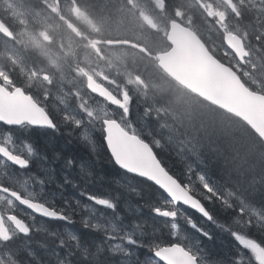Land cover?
Segmentation results:
<instances>
[{
    "label": "snow or ice",
    "instance_id": "snow-or-ice-1",
    "mask_svg": "<svg viewBox=\"0 0 264 264\" xmlns=\"http://www.w3.org/2000/svg\"><path fill=\"white\" fill-rule=\"evenodd\" d=\"M20 91L28 104L0 112V264H264V192L238 190L197 153L138 130L121 97L50 110ZM61 135L93 151L99 136L118 172L70 142L41 146Z\"/></svg>",
    "mask_w": 264,
    "mask_h": 264
},
{
    "label": "rangeland",
    "instance_id": "rangeland-1",
    "mask_svg": "<svg viewBox=\"0 0 264 264\" xmlns=\"http://www.w3.org/2000/svg\"><path fill=\"white\" fill-rule=\"evenodd\" d=\"M75 1L76 2L79 1L82 5H84L85 7H87L91 11V13L101 23V25L103 27V31L105 33H107L108 35H110L109 32L111 34H113L111 36V38L115 37L114 35H116V33H122L123 35L129 34L132 37L136 36L139 33V35L142 37V39L148 38L150 36V34L152 35L154 32L158 31L159 29H162V32L164 33V27L165 26H164V19L163 18H159V24H158V27L156 29L150 28L146 23V17L147 16H150V15L158 16L156 3L154 0H87V1L75 0ZM194 1L195 0L171 1L169 3L167 12H168V14H170L171 12H173L175 10L185 12L186 15L190 16V18H189L190 23L192 24V22H193V24L195 23V25L198 26L197 30L200 33H202L204 35L208 34L207 36H211L210 31L205 29V25L203 23L201 25H199L198 23H196L198 21H196L194 19V18H200L201 19L200 12L198 10H196L195 8L190 7V5ZM68 2L70 4H72V2H70V0H68L67 2H63V0L61 1L62 10H63V14H64L65 18L67 17V14L65 11V9L67 10V7H65V6H68L67 5ZM81 4H79V5H81ZM116 4H118V5H116ZM32 5H33V7L30 6L26 10L22 7H18L27 16H29V13L32 15V17L29 19V23L35 24L37 22V19L44 20V22H43L44 27H46L49 30L51 35H54V36L55 35H57V36L61 35L62 36L61 40L63 39V37H65L67 34H69V31L65 26V22L60 21L58 18L48 16L47 12H45V10L42 12V8L40 5H38V4H36V5L32 4ZM17 6H19V5H17ZM39 9H41V11ZM213 9L214 8H212L211 11L209 10L212 15H219L222 19L224 18V16H225L224 11H223L224 9H221V10H213ZM4 12H5V14L1 12V15H2V17H4V19L11 17L6 11H4ZM258 15H261V17H262V21H261L258 29H256V31H258L260 34V27H264V10L262 12L261 10L258 9L256 11V18ZM15 19L17 20V18L12 17V21H11V23L10 22L9 23H10L11 27L16 30L17 37H19L20 32L26 33L25 34L26 38H28L30 35L31 36L34 35L33 30L31 28H25L20 21L17 20L18 22H16ZM255 28H256V26H255ZM32 37H35V36H32ZM162 37L165 38V35L163 34L161 36V38L158 39L159 42H154L153 44L150 43V49L151 50H154V49L159 50L160 49V47L164 43V38H162ZM212 39H213V41L216 42V38L214 36L212 37ZM25 42H26L25 39L22 37L19 39V46L13 45V44L6 45V43H3L0 41V61L6 62V58H7V61H9V59H10L9 57L11 55L13 57L16 56L19 61L22 57H25L27 59L28 65L38 64L39 60L43 61L44 58L42 57V54H41L42 49L41 48L35 49V44H25ZM77 46L79 48H82L83 43L79 42V43H77ZM54 51H56V50H54ZM77 52H80V50H77ZM99 56L92 57V59L90 61H92V62L93 61H101L105 57L104 54L99 55ZM134 58H136V53H134L133 51H127V52H124L122 54H117V58L115 57L114 59H107L105 62L100 64V67L97 69V73L103 75L108 80L116 81L124 90H128V89L132 88L135 83H137V92H138V90H143V89L150 87L148 90H146V93H145L146 95H148L146 97L147 98L146 103H149L151 106H155V107L158 106V108L160 110L161 107L165 103V100H162L163 94H164V92L167 93V91L164 90L165 88L162 86V84H153V82H155V81L150 82L149 79H145V78L142 79L141 77H139V78H141V80L138 79V77L136 75H134V72H139L141 74H147V72H148V69L146 68L147 61H145L144 59H139L133 63ZM16 65H18V64H16ZM16 65L14 66V65L5 63L3 67H5L6 69H10V70L14 71L17 69ZM86 67H87V63L86 64H75V65H70V66H63L60 69V71H58V73H57V78H58V80H60L59 83L61 85L64 84L65 86L72 87V89L80 87L81 83L79 80L78 73L81 72ZM25 68H27V66H23L20 69L23 70ZM81 68H83V69L80 70ZM0 73H3L2 70H0ZM72 76L74 78H72ZM147 80H148V82H147ZM127 87H128V89H126ZM50 93L53 94V97L50 96ZM50 93L48 96V100L46 101V103L50 107V109L55 108L58 110H62V105H65V106L68 104L74 105L76 102L73 99L71 100L70 96L68 94H64L67 98V102L59 104L58 103V101H59L58 97L60 95V92L58 90H55V91H52ZM39 94L43 96L46 94V91H41ZM54 95L56 96L55 100H54ZM143 98H145V96H143ZM149 101H151V102H149ZM144 106H145V103L141 100H138L136 103V106H135V112H132V118H133V122L137 123V125L143 124V126L149 127L148 123H147L148 120H145V115L139 114V112L143 111ZM188 115L189 114H187V110L184 111L180 117L181 120L185 121V119L188 118ZM164 117H166V120L170 119V121H172L173 123L178 124L176 122V119L174 116H172V115L168 116V113H167L166 115H164ZM181 120H180V122H182ZM166 124H168V123H166ZM145 127H143V129H145ZM157 128L158 129H154L151 126V128L148 131H151L154 134L159 132L162 136L168 137V135L165 132L161 133V130L168 129V127L163 125V127H161V128L157 127ZM183 129H185V128H183ZM178 135H180V134H178ZM61 136H63V135H61ZM230 136L232 137L231 141H233V142H235V144H237L238 141L240 140V143L243 145V149L246 148L243 139L242 140L240 138L236 139L232 135H230ZM237 136H239V135H237ZM39 139H40V143H42V141H45V142L48 141L47 137H40ZM97 142H98V140H97ZM78 144L80 145V142ZM97 149L98 150L95 149V151H91V152H92V155L97 160L101 161L100 156L103 155V152L101 150L99 142L97 143ZM245 156L250 159V162H251L252 158H253V160L256 159V156H254V155L250 156L249 153H248V156L247 155H245ZM173 158H175L173 155H169V159H173ZM103 162H104V160H103ZM227 172H229V171H227ZM227 172L226 173L221 172V176L226 174L225 179L229 180V178H228L229 175H227ZM255 186H260V185L257 184ZM243 190H247L251 193H255L251 189H243ZM90 191H91V189H90ZM260 192H262V189H260ZM67 194H73L72 190L69 189ZM36 239H40V237H36ZM224 242H226V239H224Z\"/></svg>",
    "mask_w": 264,
    "mask_h": 264
},
{
    "label": "trees",
    "instance_id": "trees-1",
    "mask_svg": "<svg viewBox=\"0 0 264 264\" xmlns=\"http://www.w3.org/2000/svg\"><path fill=\"white\" fill-rule=\"evenodd\" d=\"M163 1L165 3L166 9L168 10L169 3L175 0ZM261 31L262 30L260 28V32ZM109 34L111 35L110 32ZM119 34L120 33H116V35ZM165 47L166 42L164 41L159 50H163ZM139 59H144L145 61H147L146 68L148 69V72L147 74L134 72V75H136L140 80L141 78H145L149 79L150 82L155 81L153 82V84H157L158 82H160L158 80H161L162 82L159 84H162V86L165 87L167 91V93L163 94L162 98V100H165V103L162 106L165 109L164 112H168L170 115L174 116L175 119H179L178 121L176 120L178 124H174L172 121H170V119L163 122L162 126H168V129H165V133L168 135V137L172 138L175 144L182 145L185 149L187 148L189 151L195 152L201 158L209 161L210 165L218 170L220 175L221 172L226 173L227 171H229L227 172V175H229V180L225 179L226 174L221 177H224L223 179L226 182H228L238 190L245 191L243 189H251L255 192L254 194L256 195H259L261 193L260 189H262V192H264V149L256 142L255 136L245 126L239 124L234 119L230 121V118L228 116H225L224 114H220L219 112L213 113L212 111L208 110L207 107L199 105L198 103L191 102V100L185 98L178 90H173L166 83V79L157 72L156 65L150 59L140 58L136 54V58H134L133 63ZM183 106L186 107L182 108V113L187 110V114L189 115L188 118L185 119L186 121L181 120L182 122H180V117L182 114L180 112L178 114L177 112ZM139 114L142 115V112H139ZM155 122L151 124L150 121H147L150 128L152 126L154 129H158L157 127L159 126L154 125ZM149 127H145L144 130H149ZM236 134L239 136H237ZM230 135H232L236 139H243L246 148L243 149V145L240 143V140L237 144L231 141L232 137ZM57 137L52 138L51 141L47 137L48 141H42L41 146L43 147L47 145L49 148L57 147L67 150V142H70L72 154H79L84 157L89 156V153L93 151L86 144L80 142L79 145V142L72 137ZM99 144L103 152V155L100 156L101 166L113 173L118 172V170L114 169L113 166L109 163L108 156L103 148V143L99 142ZM95 149L98 150L97 146ZM248 153L250 156H256V159L253 160L252 158L250 162V159L245 156H248ZM169 155L171 154L164 153L162 154V157L170 167H172L176 171H179V162H176V158L169 159ZM257 184L260 186H255ZM145 187L146 191L144 192V198H151L154 195L153 190L151 188H147V186ZM224 244L225 246H227V241L224 242Z\"/></svg>",
    "mask_w": 264,
    "mask_h": 264
},
{
    "label": "water",
    "instance_id": "water-1",
    "mask_svg": "<svg viewBox=\"0 0 264 264\" xmlns=\"http://www.w3.org/2000/svg\"><path fill=\"white\" fill-rule=\"evenodd\" d=\"M217 74L213 76L215 78ZM213 78L210 79H203L200 78L196 81L197 87H192L195 89V91L198 92L199 95H201L203 98L210 102H215L220 106H227L228 99L226 97L225 90L221 87H219V84H221V81H218V79H215V84H213ZM5 90L0 88V98H3V102L7 105L0 103V112H7V113H14L21 111L24 107L19 104H17L16 109L13 110L14 106L13 104L18 100V97L12 98V96H5ZM225 94V95H224ZM216 96V97H215ZM7 108V109H6Z\"/></svg>",
    "mask_w": 264,
    "mask_h": 264
},
{
    "label": "bare ground",
    "instance_id": "bare-ground-1",
    "mask_svg": "<svg viewBox=\"0 0 264 264\" xmlns=\"http://www.w3.org/2000/svg\"><path fill=\"white\" fill-rule=\"evenodd\" d=\"M68 0H63V2H67ZM69 3V2H68ZM124 3V2H123ZM64 4V3H63ZM36 5V4H35ZM68 5V4H67ZM125 5V4H124ZM32 7H33V5H31ZM18 7H20V5L19 6H15V8L14 9H18ZM65 7H67V6H65ZM35 8V7H34ZM37 8V7H36ZM22 9V8H21ZM27 9V8H26ZM25 9V10H26ZM33 10V9H32ZM40 11H41V9H39ZM34 11V10H33ZM44 10L42 9V12H43ZM46 12V11H45ZM2 13H4L5 14V12L4 11H2ZM0 17L5 21V22H7L6 20H10V21H12V17H8L7 19H4V17H2V15L0 14ZM48 18V17H47ZM66 18H68V16L66 17ZM49 19V18H48ZM68 19H70V18H68ZM16 20V19H15ZM50 20V19H49ZM197 21V20H196ZM16 22H18L17 20H16ZM50 23V22H49ZM196 23H198L199 25H201L202 23L201 22H196ZM51 24V23H50ZM192 25H194V27L197 29V27L198 26H196L195 25V23L193 24V22H192ZM11 26V25H10ZM255 27V26H254ZM258 28V27H257ZM261 28V30L262 31H264V27H260ZM205 29H207V30H209L206 26H205ZM262 31L260 32V34L262 33ZM164 33L162 32V29H159L158 31H156V32H154V34H152V35H150L148 38H146L148 41H149V43H154V42H159L158 41V39L159 38H161V36L163 35ZM112 35V34H111ZM111 35H108L107 33L105 34V36H104V39H109V38H111ZM165 35V34H164ZM208 35V34H207ZM114 36H116V35H114ZM162 38H164V37H162ZM164 41L166 42V40H165V38H164ZM6 45H9V44H6ZM119 56V55H118ZM100 57V56H99ZM116 58H117V55H116ZM119 59V58H118ZM15 66V65H14ZM17 66V68H21V67H23L24 65L22 64V65H20V64H18V65H16ZM16 68V67H15ZM14 71H16V70H14ZM72 78H74L73 76H72ZM71 78V79H72ZM157 79V78H156ZM157 81V80H156ZM158 81H160V80H158ZM75 83V82H74ZM78 86V85H77ZM165 88V87H164ZM126 89H128V87L126 88ZM161 89V88H160ZM162 90V89H161ZM164 90H166V89H164ZM165 93V92H164ZM5 96H10V93L7 91V92H5ZM50 96H52L53 97V94H51L50 93ZM55 95H54V99H55ZM159 97V96H158ZM157 97V98H158ZM171 98V97H170ZM165 99V98H164ZM153 101V100H152ZM149 102H151V101H149ZM156 103V102H155ZM152 104V103H151ZM157 104V103H156ZM186 106H183V107H181V109L177 112L178 114H179V112L182 114V108H185ZM190 107V106H189ZM189 107H187V108H189ZM58 110V109H57ZM175 114V113H174ZM178 114H177V116H178ZM180 114V115H181ZM179 115V116H180ZM176 120L178 121L179 119H177L176 118ZM181 120V119H180ZM186 121V120H185ZM175 124V123H174ZM139 125V124H138ZM141 125V124H140ZM171 126V125H170ZM182 126V125H181ZM168 127V126H167ZM180 127V126H179ZM202 150V149H201ZM204 152V151H203ZM203 155H204V153H203ZM204 157H206V156H204ZM213 160V159H212ZM211 160V161H212ZM216 160V159H215ZM176 162H177V160H176ZM175 162V163H176ZM226 239V238H225ZM226 241H227V239H226Z\"/></svg>",
    "mask_w": 264,
    "mask_h": 264
},
{
    "label": "flooded vegetation",
    "instance_id": "flooded-vegetation-1",
    "mask_svg": "<svg viewBox=\"0 0 264 264\" xmlns=\"http://www.w3.org/2000/svg\"><path fill=\"white\" fill-rule=\"evenodd\" d=\"M7 23L10 25L11 21L10 20H6ZM10 22V23H9ZM9 61L11 62V59H9ZM15 64H20V65H24V66H28V62L27 59L25 57H22L20 61L15 62ZM55 100V99H54Z\"/></svg>",
    "mask_w": 264,
    "mask_h": 264
}]
</instances>
